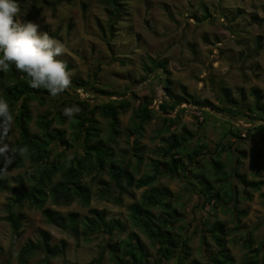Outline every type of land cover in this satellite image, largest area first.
I'll return each mask as SVG.
<instances>
[{
	"label": "rangeland",
	"instance_id": "374dc122",
	"mask_svg": "<svg viewBox=\"0 0 264 264\" xmlns=\"http://www.w3.org/2000/svg\"><path fill=\"white\" fill-rule=\"evenodd\" d=\"M17 3L20 12L15 19L39 24L41 32H47L66 45L67 52L60 59L66 61L72 81L79 79L95 86L94 89L122 96L109 99L96 95L89 86L86 90H79L72 84L66 93L78 95L91 105L95 101L100 104L108 100L115 104L120 100L130 102V108L118 115L114 133L109 119L96 115V120L98 139L104 143L108 138L114 140L111 143L114 159H130L129 172L135 179L154 175L152 162L162 159L166 141L174 135L182 137L181 158L184 164L187 163V171H180L175 177L155 176L152 186L168 190L175 197L173 210L181 218L170 232L187 240L190 254L185 263L193 259L204 263L205 257L217 252L206 232L215 222L224 224L226 247L233 257V264H245L246 254L253 256L255 251L263 252L264 199L261 195L264 187L259 192L251 191V199H246L238 177L243 176L246 181H264V116L251 112L249 116L256 120L250 123L243 116L247 113L246 107L252 108L254 103L252 89H260L264 104V0H124L122 14L110 40L108 37L104 39L100 29L105 28L106 33L110 27L107 0H18ZM153 61L166 63L173 93L185 99L189 97L188 102H183L167 116L168 120L172 119L171 126L163 122L162 114L157 110V105L167 100L164 85L160 86L159 70L150 81L138 84L145 76L143 66H152ZM223 89L239 103L238 107L236 104L232 110L229 108L230 104L221 95ZM191 97L203 106H194ZM151 101V108L156 113L137 133L135 110L143 102ZM54 106L48 101L31 100V133L41 134L36 121L40 115L54 111ZM211 107L229 109L231 115L227 110L223 114L217 113L210 110ZM12 115L14 117L15 112ZM66 118L65 125L53 123L52 127L65 129L68 139L73 140L69 129L73 119ZM256 125H262L261 132L259 128L252 129ZM184 130L195 138L186 136ZM238 130L252 138L235 139ZM246 130H250L251 135ZM4 138L8 151L0 159L6 184V189L0 191V264H21L20 251L29 242L37 244L38 231L48 232L53 246L63 242L64 253L46 259L36 252L25 264H114L109 253L102 251L105 233L97 232L92 236L86 233V217L90 210L103 213L105 220L117 219L125 224V231L118 232L112 242L119 243L132 232L137 234L148 254V263L154 264L157 244L132 225L129 210L131 205L141 202V196L150 187L136 190L121 182L123 188H115L107 172L83 177L82 183L90 191L89 206L84 207L77 200L59 206L50 200L44 204L45 208L61 215L76 214L77 222L72 230L48 225L40 210L25 204L17 210L21 222L15 231L6 220V206L12 197L9 187H15L14 181L21 179L23 187L28 188L36 167L26 159L20 167L15 166L16 151L13 150L18 141L15 124ZM229 144L232 148H228ZM72 145L69 154L76 152L79 142L73 140ZM216 150L220 152L214 155ZM135 153L141 157L139 167H135L136 159L132 157ZM189 156L195 159L194 163L190 162ZM236 158L240 161L238 164L234 163ZM213 162L221 166L219 173L214 171ZM205 181L214 189L220 188L216 182L222 186L221 200L203 205L187 183L201 188V182ZM106 187L115 195L107 196ZM231 187L236 190L235 208L228 200ZM117 197L121 204L115 200L119 199ZM243 210L246 215L237 218L236 211ZM150 212L157 218L162 209L151 208ZM175 215L171 213V216ZM202 235L207 245L202 244Z\"/></svg>",
	"mask_w": 264,
	"mask_h": 264
},
{
	"label": "trees",
	"instance_id": "16d2710c",
	"mask_svg": "<svg viewBox=\"0 0 264 264\" xmlns=\"http://www.w3.org/2000/svg\"><path fill=\"white\" fill-rule=\"evenodd\" d=\"M60 1V0H56ZM124 0H107L108 20L110 21V27L108 32L105 33V28H100L104 39L114 36V26L119 21V17L122 14V6ZM18 2V0H16ZM50 5V3H48ZM84 9V6H83ZM108 33V34H107ZM110 45V43H108ZM257 48H260V43L257 44ZM164 62V61H163ZM152 62V66L144 65L143 70L145 76L138 81V84L143 83L146 77L151 74L155 69L161 68L165 74L164 92L166 93L167 100L162 101L157 105V110L162 114L163 122H168V126H171L170 120L167 119L171 112H174L179 105L183 102H188V98L185 99L180 95L173 93L170 81V72L166 68V63ZM68 68V67H67ZM161 79V73L159 77ZM73 87L79 90H86L90 83H84L79 79L72 81ZM74 88V89H75ZM96 95L104 96L107 98H121L122 95L113 94L103 89H94ZM241 97H243V91L241 90ZM183 93V92H182ZM221 95L224 100L230 104L229 108L232 110L239 103L231 99L226 89L221 90ZM251 95L254 99L252 108L246 107V112L243 113L247 123L252 120H256L255 117L249 116V113H255L256 115L264 116V104H262L263 96L260 89H252ZM135 96V94H133ZM187 97V94H185ZM0 97L6 100L9 105L10 111L14 116V124L18 130V141L16 143V150L19 148L27 147L28 151L25 155H19L16 151L15 166L20 167L23 159L28 160L35 165V173L30 177L31 183L28 188L23 187L21 179L15 180V187H9L12 197L8 200L6 206V220L10 222L15 231L20 227L21 215H17V210L25 204H30L33 208L41 211L45 222L48 225L56 226L62 230L73 228L77 222L76 214H69L67 216L59 214L57 211L50 208H45L44 204L50 200L53 205L59 206L61 204H69L75 200L79 201L84 207L90 204V191L89 188L83 185L82 180L84 176L94 173L95 176H100L104 173H108L109 178L112 180L114 187L122 189L123 182L125 186L133 187L136 190H140L144 187H150L148 191H145L141 196V202L139 204H133L129 207L130 220L132 225L141 229L150 240L155 241L157 259L154 264H233V257L230 255L228 248L226 247L227 231L224 224L221 222H215L208 233V236L215 244L217 252L212 255L209 254L205 257V262L200 263L198 260L193 259L188 263H185L189 257V247L186 239L182 237L174 236L170 232L174 225L180 220V216L173 210L174 195L168 190L159 187H153L152 183L156 180L155 176L168 175L175 177L178 172L187 171V163H183L181 152L184 149V143L182 137L172 136L169 141H166V149L161 153V160H155L152 162V168L154 175H146L139 179H135L134 175L129 172V166L131 165L130 159L125 158L120 161L114 159V152L111 143L114 140L108 138L107 142H102L99 137L98 122L96 115H100L105 119H109L113 126L112 131L115 132V122L121 112H125L130 108V102L120 100L117 104L113 101H107L100 104L94 102L96 105L89 104V101H84L78 95H70L68 93L61 94L58 98L52 99L49 93L45 89H33L27 82L26 74L19 73L15 70L14 66H10L8 72L0 71ZM31 100H39L43 103L51 102L54 106V111L47 112L39 116L36 121L37 127L41 130V134H33L30 132L29 125L31 122ZM191 100L193 98L191 97ZM194 106H203L196 100H193ZM71 105L79 107L81 109L78 115H74L73 121L70 124L69 129L73 136L74 141L79 142V147L75 153L69 154V151L74 147L72 145L73 140H69L65 129L53 128V123L58 126H63L66 123V116L63 114L65 108ZM151 102H143L135 110L136 124L138 125L137 133H140L143 127L149 123L155 111L151 108ZM210 106V105H209ZM204 107H207L204 105ZM183 110V109H182ZM210 110H214L217 113H224L227 110V114L231 115L229 109H220L211 107ZM239 111L237 112V115ZM177 116V114H175ZM174 115V118L176 116ZM242 119V118H241ZM173 123V122H172ZM262 125H256L252 129L261 132ZM241 130L235 135V139L242 140L243 138H252V136H246L240 133ZM184 134L189 138H195L192 133L184 130ZM247 133L250 130H246ZM233 134V133H232ZM251 135V133H249ZM242 135H244L242 137ZM5 138L0 139V148L4 147L3 141ZM57 144V145H56ZM199 149L201 147H198ZM228 148H232L229 144ZM56 149H58L56 151ZM236 153V148L233 149ZM79 151V152H78ZM217 155L220 150H216ZM0 154V159L2 158ZM136 159L135 167L140 166L141 157L137 153L132 155ZM191 163L195 162L189 156ZM132 161V159H131ZM189 162V163H190ZM240 161L238 158L234 160L235 164ZM190 163V165H192ZM214 171L219 173L221 166L217 162H213ZM181 169V170H180ZM222 175V174H221ZM235 176V173H234ZM238 177V176H237ZM238 182L242 185L244 190V196L246 199H251V191L259 192L264 187V181L261 179L257 181H246L243 176L238 177ZM57 179V180H56ZM222 177L218 180L220 181ZM192 186V192L194 196L202 201L203 205H208L211 202L219 201L222 198V186L216 182V185L220 186L219 189H214L208 182H201V188L193 186L192 183L187 182ZM103 185H107L101 182ZM231 187V191L228 194L230 204L235 208L234 203L236 200V190ZM6 189L5 180L2 177V165L0 163V191ZM108 193L107 196L115 195L111 189L106 187ZM264 199V194L261 195ZM119 198V197H117ZM118 204H121V199H115ZM202 205V204H201ZM211 206H214L213 204ZM151 208H161L162 214L155 218L150 212ZM236 210V209H235ZM175 213V216H171V213ZM89 216L86 217V226L88 230L87 234L92 236L97 232L105 233V242L103 246V252L109 253L112 257L114 264H149L148 254L145 251L144 245L141 242L139 236L135 233H129L125 240L120 242H112V239L117 236L118 232L125 231V224L121 223L117 219L105 220L103 213L97 210H90ZM238 215L245 216L246 211H236ZM204 224V223H203ZM89 236V237H90ZM39 241L37 244L29 242L20 251L19 262L25 264L29 258L36 252H40L46 259L51 257L62 256L64 253L65 244L63 242L60 245H52L51 237L46 231H38ZM203 242L206 244L205 237L202 235ZM250 235H248V239ZM256 252V253H255ZM254 255L246 254L245 264H264V251H255Z\"/></svg>",
	"mask_w": 264,
	"mask_h": 264
},
{
	"label": "clouds",
	"instance_id": "9594fccd",
	"mask_svg": "<svg viewBox=\"0 0 264 264\" xmlns=\"http://www.w3.org/2000/svg\"><path fill=\"white\" fill-rule=\"evenodd\" d=\"M20 12L16 0H0V71L8 72L14 66L19 73L26 74L33 89H45L50 98L56 99L71 87L72 73L65 60L66 45L40 31V25L32 21L15 19ZM81 109L76 106L65 108L63 114L70 120ZM14 124V117L5 99L0 97V139L7 136ZM8 146L0 148V154ZM23 156L27 147L14 149Z\"/></svg>",
	"mask_w": 264,
	"mask_h": 264
},
{
	"label": "water",
	"instance_id": "95a60500",
	"mask_svg": "<svg viewBox=\"0 0 264 264\" xmlns=\"http://www.w3.org/2000/svg\"><path fill=\"white\" fill-rule=\"evenodd\" d=\"M159 70V72L161 73V77H162V81H161V83H160V86H163L164 84H165V74H164V72H163V69H155L151 74H149L147 77H146V79L143 81V83L142 84H145L146 82H148V81H150L153 77H154V75L156 74V72ZM130 91H128V95H130ZM157 104V103H156Z\"/></svg>",
	"mask_w": 264,
	"mask_h": 264
},
{
	"label": "crops",
	"instance_id": "0c3cea01",
	"mask_svg": "<svg viewBox=\"0 0 264 264\" xmlns=\"http://www.w3.org/2000/svg\"><path fill=\"white\" fill-rule=\"evenodd\" d=\"M211 126V125H210ZM207 128V127H206ZM207 131H209L208 129H207ZM213 133H215V132H213ZM218 133V132H217ZM211 137V136H210ZM210 146H212V144L210 143ZM213 148H214V145H213Z\"/></svg>",
	"mask_w": 264,
	"mask_h": 264
},
{
	"label": "flooded vegetation",
	"instance_id": "af4514ba",
	"mask_svg": "<svg viewBox=\"0 0 264 264\" xmlns=\"http://www.w3.org/2000/svg\"><path fill=\"white\" fill-rule=\"evenodd\" d=\"M157 69H159V68H157ZM160 73V72H159ZM128 94V93H127Z\"/></svg>",
	"mask_w": 264,
	"mask_h": 264
},
{
	"label": "built area",
	"instance_id": "2783aa9c",
	"mask_svg": "<svg viewBox=\"0 0 264 264\" xmlns=\"http://www.w3.org/2000/svg\"><path fill=\"white\" fill-rule=\"evenodd\" d=\"M244 135H242V137H243Z\"/></svg>",
	"mask_w": 264,
	"mask_h": 264
}]
</instances>
